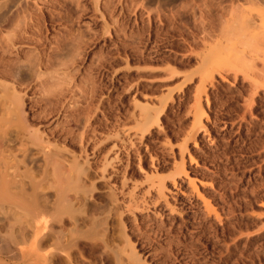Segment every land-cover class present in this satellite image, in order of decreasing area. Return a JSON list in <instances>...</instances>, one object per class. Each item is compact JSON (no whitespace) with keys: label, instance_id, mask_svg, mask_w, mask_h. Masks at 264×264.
<instances>
[{"label":"rangeland","instance_id":"rangeland-1","mask_svg":"<svg viewBox=\"0 0 264 264\" xmlns=\"http://www.w3.org/2000/svg\"><path fill=\"white\" fill-rule=\"evenodd\" d=\"M248 2L0 0L6 9L0 11V73L19 77L0 74V89L11 91L2 83L13 82L28 100L23 105L27 122L18 121L15 128L34 127L21 132L25 137L39 128L51 143L64 146L51 148L58 165L54 172L52 164L43 165L40 152L33 151L25 169L17 163L18 150L15 157L5 150L0 173L9 167L5 176L19 180L9 186L17 200L25 188L33 191L28 182L36 177L51 201L54 188L68 199L62 203L69 207L60 203L61 210L67 208L61 211L64 218L79 217L76 225L55 227V234L60 228L64 235L44 242L43 252L57 248L53 254L64 257L67 252L70 259L60 264H120L116 255L128 264L122 255L129 248L124 230L149 264H264V47L249 66L234 51L228 49L230 58L238 59L234 66L219 53L226 54L228 38L245 31L238 22L242 12L255 16L264 35V21L255 14H264V2ZM33 63H39V74ZM21 79L20 87L16 81ZM8 92L0 98L12 105ZM114 143L119 160L106 166L104 177L101 167L113 156ZM82 146L90 155V167L82 165L88 176L76 170L70 155L80 153L76 162L83 164ZM21 166L34 172L28 182ZM112 166L119 173L109 177ZM123 175L124 192L136 182L132 199L119 191ZM47 176L52 182L58 178L53 188ZM159 184L166 196L156 190ZM19 185L22 192L15 188ZM14 215L25 226V218ZM14 215L5 225L0 220V259L26 264L20 257L23 245L5 237L13 232L20 238L18 224L7 231Z\"/></svg>","mask_w":264,"mask_h":264},{"label":"bare ground","instance_id":"bare-ground-1","mask_svg":"<svg viewBox=\"0 0 264 264\" xmlns=\"http://www.w3.org/2000/svg\"><path fill=\"white\" fill-rule=\"evenodd\" d=\"M160 1V0H159ZM166 1V0H165ZM259 1H263L264 2V0H259ZM163 2V1H162ZM3 3H5V2H3ZM3 3H2V5H3ZM250 5H255V3H258V0H249V2H248ZM8 5V4H7ZM1 6V5H0ZM9 6V5H8ZM7 6V7H8ZM1 9H5V6H4V8H3V6H1V8H0V11H1ZM6 10V9H5ZM25 11V10H24ZM5 12V11H4ZM7 12V11H6ZM263 12V11H262ZM262 12H260V11H258L257 10V12L255 13L257 16H258V18L259 19H261V20H263L264 21V18H263V16H264V14L262 13ZM4 14V13H3ZM244 13L242 12V14H241V20H239L238 22H239V25H240V23H241V26H240V30L241 29H243V30H245V31H248V33L246 34V33H244V32H242L243 34H241L240 36L238 35V37L235 35V37H230V38H228V40L230 41H227V42H229V44L227 45L226 43V45L227 46H225V48L226 49H224V50H227V52L225 51V53L226 54H224V51H223V49H221L220 51H219V53L222 55L221 57L223 58V60L225 61V62H227V63H230L231 65H233L234 66V64H235V62H234V60L235 61H237L238 59H239V57H240V59H239V61L241 60V58H243L244 59V62H243V59L241 60L244 64H246L247 66H249V65H251L252 63H254V62H252L253 60L252 59H255V57H253V56H256L257 55V53L256 52H259L258 50V48H259V46L260 45H262L263 47H264V35L263 36H261V33L260 32H262V30L261 31H258L257 30V25H259L258 24V21L256 22V19H255V16L253 17V16H251V15H248V14H246V15H243ZM18 15V14H17ZM242 15H243V17H242ZM27 17V16H26ZM14 18H15V15H14ZM18 19H21V17L19 16V17H17ZM22 18H25V16L23 15V17ZM244 18V19H243ZM1 19V18H0ZM16 19V18H15ZM17 20V19H16ZM243 20V21H242ZM261 20H259V21H261ZM14 21V20H13ZM19 21V20H18ZM17 21V22H18ZM21 21H23V20H21ZM20 22V21H19ZM18 22V23H19ZM261 23V22H260ZM263 23V22H262ZM14 25H15V27H12L10 24H9V27L11 26V28L13 29H16V27H18V25L16 26V23H14ZM13 25V26H14ZM20 27V26H19ZM213 27V26H212ZM212 27H211V29H212ZM14 29L12 30L13 32H14ZM8 31V30H7ZM11 31V29H10V33L12 32ZM17 31V30H16ZM15 31V32H16ZM12 32V33H13ZM8 33H9V31H8ZM260 33V35H258ZM8 34H6V37L9 39V35L7 36ZM13 34H10V37H13L12 36ZM14 36L16 37L17 35L14 33ZM237 37V38H236ZM260 37V38H259ZM17 38V37H16ZM16 38H14L13 40H14V42H15V39ZM10 41L12 42V38L10 39ZM9 41V42H10ZM4 41H2V43H3ZM7 42V41H6ZM5 43V42H4ZM7 43H5L4 45L7 47V45H6ZM11 44V43H10ZM14 44V43H13ZM224 44V45H225ZM4 46V47H5ZM11 46L12 45H10L9 46V49L11 48ZM15 46H17L16 44H15ZM237 46H239V47H237ZM262 46H260V47H262ZM5 47V48H6ZM19 46H17V48H18ZM8 48V47H7ZM13 48H15V47H13ZM228 49L229 50H231V52L232 51H234L233 53H236L235 54V56H237L236 58H238V59H234V60H232L231 58H230V53H228ZM8 50V49H7ZM11 50V49H10ZM19 51H21V49H18ZM16 51V50H15ZM223 51V52H222ZM17 52H15V54H16ZM238 53V54H237ZM210 54V53H209ZM219 54V55H220ZM217 55H218V53H217ZM239 55V56H238ZM256 57H258V55L256 56ZM18 58V57H17ZM35 59L36 58H38V57H34ZM250 59V60H252V61H248L247 62V60L246 59ZM14 59H16V58H14ZM35 59H34V61L33 60H29V62H35ZM215 59V58H214ZM221 61V59H220V61L221 62H224V61ZM15 61V60H14ZM18 61V60H17ZM37 61V60H36ZM214 61V60H213ZM218 61H219V59H218ZM219 61V62H220ZM28 62V61H27ZM26 62V63H27ZM39 62V61H38ZM234 62V63H233ZM11 63H13V61L11 62ZM43 63V62H42ZM249 63V64H248ZM14 64H16V65H18L16 62H14ZM13 64V65H14ZM28 64V63H27ZM30 64V63H29ZM39 64V63H38ZM37 64V65H38ZM41 64V63H40ZM44 64V63H43ZM9 65H10V63H9ZM8 65V66H9ZM12 65V66H13ZM16 65H15V67H16ZM20 65V64H19ZM19 65H18V67H19ZM22 65H24V64H22ZM26 65V64H25ZM24 65V66H25ZM31 65V64H30ZM36 65V64H35ZM34 65V63L32 64V66H30L31 67V69H33V68H35L34 70V74H39V71H40V66L38 65V67H37V65L35 66ZM252 65H254V64H252ZM11 66V65H10ZM11 66V67H12ZM23 66V67H24ZM29 66V65H28ZM28 66L26 67V68H28ZM45 66V65H44ZM8 68V67H7ZM19 68H22V67H19ZM44 68V67H43ZM9 69L10 68H8V71H9ZM14 69V68H13ZM31 69H29V72H32V70ZM5 70H7V69H5ZM21 70V69H20ZM8 71H6L7 73H8ZM16 71H17V68H16ZM16 71H13L12 70V73L13 72H15V73H17ZM22 71V70H21ZM26 71V70H25ZM24 71V72H25ZM2 72H3V70H2ZM1 72V73H2ZM28 72V74H30ZM36 72V73H35ZM0 73V74H1ZM5 73V72H4ZM22 73V72H21ZM10 74H11V71H10ZM9 73L7 74V76H4V75H2V76H4V77H8V75L9 76H11ZM26 74V73H25ZM32 74V73H31ZM30 74V75H31ZM0 75V76H1ZM6 75V74H5ZM13 75V74H12ZM15 75V77L16 78H19V77H17L18 75L17 74H14ZM14 75L13 76H11L13 79H14ZM17 75V76H16ZM23 75V74H22ZM21 75V76H22ZM20 76V78H22ZM35 76V75H34ZM33 76V77H34ZM38 76V75H37ZM3 77V78H4ZM10 77H8L7 79H9ZM10 80V79H9ZM16 80V79H15ZM5 81V80H4ZM7 81V80H6ZM3 82L1 85H2V88L3 89H6V88H8V87H10V88H8V89H11V91L10 90H7V92L10 94V92H11V97L12 98H8L7 100H12L11 101V103H12V105L11 104H5V102L3 101V99H1L0 98V115H1V113H2V116H0V153H2V152H4L5 150H8L9 151V154H12L13 155V157H15V156H18L17 155V152H15L16 150H18V152H20L21 153V159L20 160H18V162H17V158H15L16 159V162L17 163H21V164H23L24 165V167H26L27 166V164L30 162V161H33V159H31V156L34 154V152L33 151H37V152H40V154H41V156H42V161H43V165H45V167H46V165L48 164L49 165V167L50 166H52L53 167V171L52 172H54V168H56V167H58V165H55L54 164V162L55 161H52V157H51V153H50V151H51V148L52 147H58V148H64V146H59L58 144H56V143H51L50 142V140H49V138L47 137H43V135H42V133H41V131L39 130V128H38V130L40 131H38L37 130V128H35V130H33V134L31 135V134H29L27 137H25L24 136V134H22L21 135V132L22 131H26V133H28L29 132V128H30V125H28V127L26 128V126H24L23 128L25 129H23L22 127L19 129V128H15L16 127V125L18 124V123H20L21 122V120H23L22 122H23V124L25 123V122H27V120L25 119V110L23 109V105H24V103L25 102H27V101H25L26 100V98L24 97L25 95H26V93H25V91H22V93L20 92V90H16V86H14L13 85V82L12 83H9L10 81H8V83L7 82ZM19 81H21V82H23V80L21 79V80H18V81H16V83H19ZM2 81H0V83H1ZM15 82V81H14ZM20 82V83H21ZM5 83V84H4ZM7 83V84H6ZM20 83H19V85L18 86H20ZM9 84V85H8ZM10 84H11V86H10ZM15 84V83H14ZM16 85V84H15ZM22 85V84H21ZM17 86V88H19ZM21 87V86H20ZM23 88H25V87H23ZM22 88V89H23ZM2 89V90H3ZM20 89V88H19ZM6 90L5 91H3V92H5V93H7L6 92ZM23 90H25V89H23ZM0 92H1V89H0ZM3 92H1V93H3ZM0 93V94H1ZM4 93V94H5ZM1 95H3V94H1ZM10 95H8V96H10ZM5 96H7V95H5ZM4 96V97H5ZM6 98L7 97H5V101H6ZM200 100V99H199ZM8 102H10V101H8ZM27 106V105H26ZM25 119V120H24ZM28 119V118H27ZM19 121V122H18ZM200 121V120H199ZM18 122V123H17ZM17 123V124H16ZM26 124V123H25ZM18 126V125H17ZM32 128V127H31ZM30 128V129H31ZM23 129V130H22ZM32 129H34V127L32 128ZM31 129V130H32ZM124 130V129H123ZM122 130V131H123ZM126 130H129V129H126ZM85 132V131H84ZM124 132V131H123ZM122 132V133H123ZM126 132V131H125ZM119 134H120V132H119ZM82 136V135H81ZM80 136V137H81ZM127 136V135H126ZM123 138V137H122ZM141 138V137H140ZM81 139V141H82V137L80 138ZM125 137L123 138V139H121V143H122V145H123V143L125 142ZM26 141H27V143H26ZM16 144H18L19 146V148L17 147V146H15ZM22 148H21V147ZM113 147L114 148H116V150H114V154H113V156L110 158V159H108V157L105 159V161H104V165H102V176H106L105 175V171H106V166L107 165H109L110 164V167H111V163L113 162V160H119V153H120V151L118 150V148H119V145L117 144V143H114L113 144ZM82 148H83V146H82ZM81 152V151H80ZM81 153H83V157H82V159H83V164H82V162H81V164H80V166L78 165L79 163H77L76 161L78 160V157L79 156H81V154L80 153H78L79 155H77L76 153H73V152H70V155L72 156V158H73V160L75 161H73L72 160V163L74 162L76 165H78V166H76L75 165V167H76V170H78L77 169V167H79V170H80V172H82L83 174H84V176H88V173L87 172H85V169H87V167L89 168L90 167V155H89V153L87 152V149L85 148V146H84V148H83V151L81 152ZM3 155V154H2ZM20 155V154H19ZM4 156V155H3ZM2 156V157H3ZM80 158V157H79ZM19 159V158H18ZM27 160H30L29 162L27 161ZM35 160V159H34ZM12 161V160H11ZM36 161L37 160H35V163H36ZM80 162V161H79ZM113 163H115V162H113ZM118 162H116L115 164H117ZM20 164V165H21ZM50 164H52V165H50ZM84 164H86V168H83L82 167V165H84ZM18 165V164H17ZM29 165V164H28ZM47 165V166H48ZM42 166V165H41ZM8 167V166H7ZM24 167L23 166H21V168L24 170V172L23 173H27V170H25V169H28V166H27V168H25L24 169ZM6 168V167H5ZM41 168V167H40ZM48 168V167H47ZM112 170H111V172H113V173H109L110 175H109V177L112 175V174H117V172L119 171V168H118V166H112ZM7 169H10L9 167L7 168ZM6 169V170H7ZM30 169V168H29ZM46 169V168H45ZM45 169H43V170H45ZM5 170V169H4ZM4 170H2L1 169V173H0V220H1V224L2 225H5L6 223H5V218H7L8 216H10V215H14V213L15 212H19L24 218H25V226H23L22 224H21V220H20V217L18 216H15L14 215V218H15V221H8L7 222V224H8V226H7V231H9V230H11L10 232H12V230L14 229V225L15 224H18V227H17V230L20 232V238H17L16 239V236L14 235V233L12 232V233H6L5 235V237L6 238H8L9 240H10V242H13V244H17V245H19V244H22L23 246H21L20 247V257H21V259L22 260H25L26 261V264H54V262H57V264H60V263H62L64 260H65V258L67 257V258H69L70 256H68L66 253H65V255H66V257H64L62 254H60V252H59V254H56L55 255V253L53 254V252L57 249V248H55V250L54 251H52L51 249V247L50 246H48L49 248H51L50 250L52 251H48V252H43L42 251V249H44V248H42L41 249V247L42 246H44L45 244H44V242H46L47 240H49V241H52L51 240V238H53L54 236L55 237H57L58 238V236H62V235H64V234H61V232H59V231H61V229L60 228H57V230H58V232L60 233V234H58V232H56L57 234H55V230H54V228L55 227H61V226H63L65 223H69V224H73V225H76L77 223H78V221H79V217L78 218H76L75 216H69V218H64L65 216H62L63 214V210H66V209H63V210H61V205H60V203H62L63 201H67L68 199H65V200H63L64 199V194L63 195H61V193H60V190L58 189V188H54L53 189V192H54V194L56 195V197H54V199H53V201H51L50 200V198H48L49 196V194H46L45 192H44V187H46V186H42V183H41V181H36V177H34L35 179H34V181L36 182H33V178H32V180H31V178H29L30 177V175L32 176H34V172L32 171H30V173H32V174H30V173H27V174H29V176H27V175H25V174H23L22 175V173L20 174L22 177V180H23V177H24V175H25V181H27L28 182V179L27 178H29L31 181L30 182H28V186H29V188L31 187V188H33V191H34V189H36V188H38V191H36L35 193L33 192H29V193H31L30 195H28L29 193H27V191H30V190H32V189H29L28 190V188H25V189H27V191L26 190H20L19 189V187H20V185L19 186H16L15 188L16 189H19L21 192H17L16 191V193H21V195H19V200H17L18 199V197H16V198H14V195L12 194V193H14L15 191H14V189H11V187H10V189H9V186H11V183H12V186L14 185L15 186V184L13 183V182H15V181H13V182H11L12 180H13V176H12V180H11V178H10V181H9V177L7 178L6 176H9L10 175V173L8 174V170L5 172ZM26 171V172H25ZM37 171V170H36ZM45 171H47V170H45ZM45 171H43V173H44V175H46L45 174ZM56 171V170H55ZM22 172V171H21ZM19 173V172H18ZM42 173V172H41ZM48 173V172H47ZM76 173H77V171H76ZM119 173V172H118ZM6 174H8V175H6ZM6 175V176H5ZM19 175V174H18ZM54 175V174H53ZM153 175V174H152ZM113 176V175H112ZM150 176H151V174H150ZM7 179H6V178ZM27 177V178H26ZM45 178H46V176H44ZM44 177H43V180H44ZM48 177V176H47ZM54 177V176H53ZM108 177V176H107ZM149 177V176H148ZM152 177V176H151ZM154 177V176H153ZM56 178V177H55ZM54 178V179H55ZM83 178V177H82ZM126 178L127 177H125V175H123L122 176V181H121V186H120V192L122 193V194H128V195H130L131 196V199H132V197H133V195H134V189L136 188V182H134V187L132 186V190H130V191H128V192H124V190H122L121 188H123V186H124V184H126ZM52 180V178H49L48 177V179L47 180ZM58 178H56V180H57ZM84 179V178H83ZM40 180V179H39ZM42 180V179H41ZM50 180V181H51ZM56 180H55V182H56ZM19 181V180H18ZM17 181V182H18ZM24 181V183H26ZM46 181V180H45ZM192 182H193V180H191ZM9 182H10V184H9ZM17 182H15V183H17ZM23 182V181H22ZM54 180H53V182L51 181V183H48L49 185L48 186H51L52 188L54 187ZM58 182V181H57ZM56 182V183H57ZM23 183V184H24ZM30 183V184H29ZM54 185H53V184ZM18 184H19V182H18ZM22 184V185H23ZM59 184V183H58ZM58 184L56 185V186H58ZM92 184V183H91ZM162 184V183H161ZM161 184H159L158 185V189H156V190H158V192H159V194H160V196H166L165 195V193H163V190H162V188L164 189V187L161 185ZM154 184H152V186L151 187H154L153 186ZM13 186V187H14ZM26 185L24 184L22 187H25ZM55 186V187H56ZM150 186V184L148 185V187ZM194 186V185H193ZM12 187V188H13ZM27 187V186H26ZM157 187V186H156ZM39 188L41 189L40 191H39ZM21 189H23V188H21ZM151 189V188H150ZM10 190H12V191H14V192H10ZM27 193V194H25L24 195V193L25 192ZM114 192L115 191H117L116 190V187H115V190H113ZM120 192L118 193V194H120ZM149 192V191H148ZM9 193H11V194H9ZM117 192H115V194H116ZM23 194V195H22ZM144 195V194H143ZM21 196H24V198H20ZM48 196V197H47ZM121 196H123V195H121ZM125 196V195H124ZM162 198V197H161ZM114 199H116V197L114 198ZM16 200V201H15ZM116 201H118L117 199H116ZM119 201H121L122 202V199L121 200H119ZM69 203V202H68ZM68 203H66V205L64 204V203H62V205L64 204L65 205V207L66 206H68L67 204ZM115 203V202H114ZM133 203V202H132ZM147 203V202H146ZM124 206V205H123ZM125 206H129V204H125ZM169 206H172V205H169ZM14 207V210H15V212H14V210H13V212H11L12 211V208ZM69 207V206H68ZM134 208V207H133ZM135 208H137V207H135ZM139 209V208H138ZM131 210V209H130ZM61 211H62V213H61ZM83 211V210H82ZM10 212H11V214H10ZM108 212H109V210H108ZM66 212L64 211V214H65ZM67 213H71L70 211L69 212H67ZM80 218H81V216H80ZM82 218H84V217H82ZM85 219H86V217H85ZM85 219H83V222L85 221ZM68 220V221H67ZM82 220V219H81ZM67 221V222H66ZM81 223V222H80ZM125 225V224H124ZM74 228V227H73ZM123 228V227H122ZM6 231V232H7ZM63 231V230H62ZM69 231V230H68ZM64 232V231H63ZM67 232V231H66ZM122 232H124L123 234H124V237H125V240H126V242H127V244L128 245H126V247H128L129 246V248H128V252L126 251V250H124V251H126V252H124V253H127V254H122V255H127L126 257H127V260H125L126 262L128 261V264H149V263H147V261L145 260V258H144V256H142L140 253H139V251L137 250V248H136V246H135V243H133V241H131V237H129V234L128 233H125V231L124 230H122ZM70 233V232H69ZM68 233V234H69ZM57 235V236H56ZM65 235H67V234H65ZM73 235V234H72ZM60 236V237H61ZM1 237H2V235H1ZM70 237V236H69ZM72 237V236H71ZM74 237H75V235H74ZM73 237V238H74ZM62 238V237H61ZM95 238V237H94ZM69 240V239H68ZM49 241L48 242H46V244L47 243H49ZM65 241V240H64ZM104 241V240H103ZM102 241V242H103ZM75 242V241H74ZM91 242H92V239H91ZM51 243L52 242H50V244H48V245H51ZM66 243H67V241H66ZM44 244V245H43ZM65 244V243H64ZM52 245H53V243H52ZM109 245V244H108ZM47 246V245H46ZM64 246V245H63ZM63 246H61V247H63ZM99 246V245H98ZM106 246V245H105ZM54 247H55V245H54ZM93 248V247H92ZM114 249V248H113ZM45 250V249H44ZM58 250H60V249H58ZM57 250V251H58ZM115 250V249H114ZM119 251H120V249H118ZM117 250V251H118ZM123 250V249H122ZM65 251H67L66 249H65ZM62 252V251H61ZM108 252V251H107ZM112 251H110V253H111ZM115 252V251H114ZM123 252V251H122ZM58 253V252H57ZM113 253V252H112ZM53 254V255H52ZM116 254H118V253H116ZM121 255V254H120ZM112 256H113V254H112ZM114 257V256H113ZM114 258H117V261L120 263V264H126V263H123L121 260H120V258H119V256L118 255H116ZM70 259V258H69ZM122 259V258H121ZM75 260V259H74ZM68 261V259H66V262ZM5 262H7V261H4V260H2V259H0V264H3V263H5ZM75 262V261H74ZM66 264V263H65ZM70 264H72V263H70Z\"/></svg>","mask_w":264,"mask_h":264}]
</instances>
